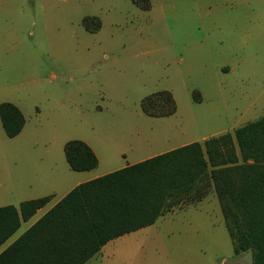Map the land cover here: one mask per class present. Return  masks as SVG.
<instances>
[{
    "label": "rangeland",
    "instance_id": "1",
    "mask_svg": "<svg viewBox=\"0 0 264 264\" xmlns=\"http://www.w3.org/2000/svg\"><path fill=\"white\" fill-rule=\"evenodd\" d=\"M139 1L0 0V103L24 117L14 137L0 122V206L49 197L21 228L82 181L264 116V0ZM162 90L175 111L146 115ZM73 139L93 169H70ZM84 264H252V250L234 254L209 187Z\"/></svg>",
    "mask_w": 264,
    "mask_h": 264
},
{
    "label": "trees",
    "instance_id": "2",
    "mask_svg": "<svg viewBox=\"0 0 264 264\" xmlns=\"http://www.w3.org/2000/svg\"><path fill=\"white\" fill-rule=\"evenodd\" d=\"M134 2L140 5L139 0ZM96 24L98 28L100 22ZM175 108L166 90L141 101L149 116L170 115ZM0 122L5 134L14 137L24 117L13 103L1 102ZM64 154L74 171H88L98 163L82 140L67 141ZM209 187L234 254L251 249L252 264H264V116L232 132L183 144L78 183L0 253V264H84L110 240L153 224L183 201L201 199ZM48 201L43 196L22 201L18 209L1 206L0 244L21 219Z\"/></svg>",
    "mask_w": 264,
    "mask_h": 264
},
{
    "label": "crops",
    "instance_id": "3",
    "mask_svg": "<svg viewBox=\"0 0 264 264\" xmlns=\"http://www.w3.org/2000/svg\"><path fill=\"white\" fill-rule=\"evenodd\" d=\"M92 149V148H91ZM95 153V152H94ZM140 161V160H139ZM133 163H135V162H133ZM132 164V163H131ZM126 165H128V164H126ZM95 178V177H94ZM90 179H92V178H90ZM90 179H87V180H90ZM87 180H85V181H87ZM82 182H84V181H82ZM81 183V182H80ZM65 195V194H64ZM48 203V202H47ZM46 203V204H47ZM56 203V202H55ZM45 204V205H46ZM44 205V206H45ZM53 205V204H52ZM52 205H50L42 214H44ZM1 207V206H0ZM43 207V206H42ZM42 207H40V208H42ZM19 208V207H18ZM17 208V209H18ZM40 208H38L37 210H36V212L40 209ZM35 212V213H36ZM34 213V214H35ZM33 214V215H34ZM41 214V215H42ZM32 215V216H33ZM40 215V216H41ZM31 216V217H32ZM39 216V217H40ZM31 217H29L28 219H30ZM38 217V218H39ZM38 218H36V220L38 219ZM28 219H26V220H23V219H21L20 220V224H19V226L17 227V229L13 232V233H11L1 244H0V253L5 249V248H7L10 244H12V242H14L27 228H29L36 220H34V221H32V222H30L29 224H28V226H26V227H23V228H21V222L23 221V222H25V221H27ZM100 251V250H99Z\"/></svg>",
    "mask_w": 264,
    "mask_h": 264
}]
</instances>
